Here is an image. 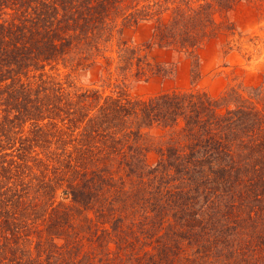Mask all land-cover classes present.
<instances>
[{"label": "trees", "instance_id": "16d2710c", "mask_svg": "<svg viewBox=\"0 0 264 264\" xmlns=\"http://www.w3.org/2000/svg\"><path fill=\"white\" fill-rule=\"evenodd\" d=\"M235 1L0 0V264H264V74L132 95L123 38L192 51Z\"/></svg>", "mask_w": 264, "mask_h": 264}, {"label": "rangeland", "instance_id": "374dc122", "mask_svg": "<svg viewBox=\"0 0 264 264\" xmlns=\"http://www.w3.org/2000/svg\"><path fill=\"white\" fill-rule=\"evenodd\" d=\"M213 19L214 26L209 27L203 43L192 51L159 47L148 22L126 28L123 38L141 48L146 74L130 87V93L147 96L194 87L217 96L228 84L257 83L264 74V0H236L228 10L215 13ZM76 82L99 84L97 69L77 75ZM158 133L152 131L150 137ZM147 158L154 159L153 150Z\"/></svg>", "mask_w": 264, "mask_h": 264}]
</instances>
